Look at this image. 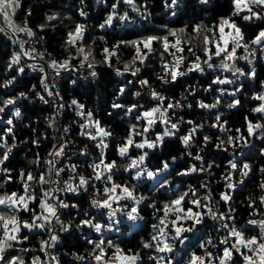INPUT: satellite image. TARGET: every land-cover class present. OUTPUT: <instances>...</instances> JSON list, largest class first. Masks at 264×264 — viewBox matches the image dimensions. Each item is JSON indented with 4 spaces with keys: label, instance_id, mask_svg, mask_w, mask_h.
<instances>
[{
    "label": "trees",
    "instance_id": "trees-1",
    "mask_svg": "<svg viewBox=\"0 0 264 264\" xmlns=\"http://www.w3.org/2000/svg\"><path fill=\"white\" fill-rule=\"evenodd\" d=\"M19 2L20 7L16 20L22 23L26 21L27 26L44 40L49 62L53 59L62 62L71 58L70 63L75 67V70H71V75L62 83L61 97L64 102V113L60 115L54 107L42 106L36 101L37 92L46 97L44 86L40 83L42 78H46V75L40 71L42 66L26 59L21 54L19 64L13 65L9 69L8 65L13 53H20V48L10 33L8 36L0 35V105L4 99L14 98L20 92L28 94V99L21 98L0 113V158L8 147H11L8 159L0 164V183L4 184V187L0 188V194L5 191L22 193L20 170H24L25 173L31 171L37 176L46 172L48 165L45 164V161L52 159L48 153L53 150V144L59 146L61 138L66 137L71 143V155H73L70 167L75 165L76 172L89 178L90 185L94 184L95 188L89 186L86 192L81 191L79 195L68 194L69 204H77L78 208L69 207L64 216V220L68 224L70 223L71 227L64 235L63 245L59 249L61 264H97L93 255H90L94 245L89 244L87 239L97 242L101 239L105 240V259L111 257L115 251V248L107 247L106 242L111 240L127 255L138 253L139 259L136 264H156L152 257L159 255H165L172 259L173 264H187L192 253L204 256L205 251L212 253V264H219L217 257L223 255V248L234 242V239L228 235V229L221 227V224L228 223L238 230L244 231L245 236L248 237L260 236V221H264V204H261L259 200L260 196L264 195V190L260 188L261 181H264V173L260 171L261 167H264V154H261V149H264V136L256 132L255 135L249 137L245 117L254 123L259 121L264 124V118L251 111L259 103L253 99V96L264 92V87L261 86V82L264 81V52L260 51V45L251 44V40L261 29H264V19L253 18L245 21L242 17L247 14L246 10L233 16V0H209L208 4H201L199 0H177L175 6L171 5V0H134L132 5L125 3L124 0H99V2L98 0H19ZM113 4L117 6L115 11L118 19H113L111 26L101 29L99 25L104 22L107 15L112 13L111 6ZM82 9L87 13L86 16L80 15ZM253 10L264 15V10L260 8L253 7ZM173 12L175 15L172 14ZM53 14H57V19L47 21L46 17ZM125 14H127V19L121 21L119 16ZM222 17L235 21L244 36L242 43L249 44L250 52L255 50L254 57L249 55L245 60L239 59V57L248 55V53L242 47L238 48L239 51L236 52L238 59L228 63H234L235 67L241 68L246 74L255 69L254 78H249L248 75L238 76V74V78L234 77L231 71H224L218 67L222 58L215 56L210 61L217 66L214 69H208L206 65H203L205 69L203 73L187 71L190 62L195 59L188 53L187 47L194 45L196 55L201 57L203 64V60L206 59L203 53V35H208L213 40V43L208 47L214 50V34L218 36L217 26ZM0 18L3 16L0 15ZM76 23H84L87 26L83 45L86 50L91 47L93 51L97 61L93 69H89L86 65L83 68L79 67L82 57L77 53L76 48L68 47L64 43L67 33L74 29ZM42 24L47 26L41 29L39 25ZM196 24H202L211 31L203 32L193 41V45L185 46L183 53L185 61L180 69L185 74L178 76L175 82L169 80L168 83H164L157 79L158 74L164 75V70L160 55L162 46L156 42L153 43L154 51L145 60V63L137 64L140 67V72L136 76H132L131 72L117 76L115 72L117 68L123 70L124 64L132 60L135 48L129 44H120L117 56L111 57L112 67L101 62L103 61L104 47L111 49L120 41L139 40L150 35H164L167 32L164 26L170 29L186 27V36L190 37L195 35L192 33V28ZM225 31L228 32L230 29L226 26ZM101 36L104 37L103 40L100 39ZM230 47L231 45H229ZM164 59L171 64L173 58L165 54ZM28 65H35V67ZM18 67H23L24 71L18 73L16 70ZM91 71H95L96 76H91ZM217 76L232 79L234 83L212 84V80ZM13 77L15 80L12 84L5 87V81ZM140 79H147L151 88L167 98L163 107L166 108L169 101L181 103L182 107L168 109L165 113V117L171 123H177L178 128L171 130L170 123L165 125L157 120L145 136H134V141L141 142L145 137L155 140L156 135L162 134L165 127L175 134L165 136L162 143L153 149L141 150L130 147L128 157L121 158L117 154V146L124 143L130 126L136 125V131L139 132L142 131L146 123V121L136 119L137 110L125 115L127 106L137 104L139 113H142L156 107L159 103L151 98L148 87H141L137 83ZM45 82L47 83V78ZM241 84L243 87L235 97L228 95V92L233 91ZM33 86H35L34 91L32 90ZM121 87L125 89L123 93H119ZM193 88L195 89L194 93L189 94ZM219 88L226 89L224 95L221 96L217 90ZM136 92H140V95L135 96ZM217 98L220 99V103L215 108L204 109L198 106L199 103L213 104ZM73 99L84 105L83 115H78L77 112L80 110L71 105ZM233 99H239L240 104L229 108L228 105ZM114 102L125 107L113 109L111 105ZM17 109L20 112L19 116L15 115ZM89 111L93 114L91 120H99L101 127L112 133L110 137L104 138L107 144V147L104 148V158L105 162L115 160L117 163V169L113 170V182L134 189L136 200H140L138 204L135 200L128 199L114 204L113 207L121 210L111 220L107 215V210L90 206L93 195L103 199V189L110 184L103 178L100 181L92 179L94 173L90 165L99 162L102 151L101 147H97L100 139L94 141L86 135H81L82 131L89 132L87 127ZM217 114L220 115V123L224 125L226 131L222 132L218 127L211 126L216 123ZM53 116L55 124L53 127H49L48 119ZM8 120H12L11 125L8 124ZM189 120L193 121V124H188ZM82 125L86 127L82 128ZM195 125H201V127L192 134L193 146L185 148L180 137L189 135V130ZM9 128H11V132H8ZM65 128L68 129L67 133L64 131ZM236 129H240V132L238 133ZM204 136L211 138L207 144L204 143ZM228 136H243L247 145L245 146L243 141H235L234 146H227V151L217 149L216 144L219 140H227ZM33 140H36L37 144H33ZM13 145L15 146L12 147ZM142 152H147V156L140 169H137L142 171L141 178L137 180L133 178L135 170L126 172L122 165ZM188 152H191L192 156H189ZM197 152L203 157V167L208 169V165L211 163V169L204 172L178 174L186 172L193 165L197 168L201 166V161L193 159ZM37 156L40 161L39 166L32 163ZM172 157L176 158L175 162ZM165 161L169 163V168L164 172H158L154 178L149 179L146 172L143 171V169H147L156 172ZM229 161L236 162L238 168L243 163H249L252 170L247 177H241L239 170L230 169ZM4 169L10 171L6 173ZM230 171L231 179L228 180L226 177ZM9 175L11 179L5 183ZM241 179H243L242 184L239 183ZM165 180L168 181L167 184L164 183ZM229 182L235 185L234 189L226 188V184ZM31 183L30 191L35 189L37 200L30 202L29 207L36 213H40L38 204L41 197L40 186L35 182ZM202 184L206 187H202ZM43 187L47 189L50 185ZM190 190H195V196ZM185 192L188 193L185 198L186 208L193 207L194 211L202 213H207L208 208H211L217 215L224 213L232 215L233 218L222 223L205 215L203 222L197 225L192 232L183 233L187 237L183 245L179 241L173 242L169 238V242L174 245L172 253H157L154 248H144L143 242L150 241L151 236L156 234L152 225L159 223V218L163 216L164 205ZM222 192L231 195L227 204L220 199ZM209 194L211 199L206 200L205 197ZM141 197L143 199H140ZM249 198L254 201L251 207H249ZM192 199H199L202 207L196 208L188 203ZM152 204L155 207H150ZM132 207L137 208V213L134 215H137L138 218L134 221L128 220L126 215ZM229 208L235 209V211L229 213ZM0 210L4 209L0 208ZM86 211L89 213V218L95 217L94 222L105 225L101 233H96L93 229L84 226L76 227L80 220L85 218ZM18 215L21 220L31 219V212L21 211ZM173 218L170 214L168 220ZM249 220H255L257 223L249 224ZM109 224L111 227H108ZM0 235H2V229H0ZM21 235H27L29 239L22 244L15 245L13 249L7 250L8 252L21 255L25 264H32L33 257H39L41 264H51L45 252L40 251V240L48 239L45 232L38 229L36 232L22 230ZM209 238H211L212 244H206L205 248H201L200 244L206 243ZM225 239L228 243L222 244L221 241ZM20 248H27L29 251L17 252ZM73 253L76 255L74 256ZM78 256H82L84 259H77ZM208 259L209 257L205 256L206 262ZM233 261L235 264H243V258L239 253L233 254Z\"/></svg>",
    "mask_w": 264,
    "mask_h": 264
},
{
    "label": "snow or ice",
    "instance_id": "snow-or-ice-1",
    "mask_svg": "<svg viewBox=\"0 0 264 264\" xmlns=\"http://www.w3.org/2000/svg\"><path fill=\"white\" fill-rule=\"evenodd\" d=\"M99 2V0H98ZM125 3L132 5L134 0H124ZM201 4H208L209 0H199ZM177 4V0H171V5L175 6ZM234 4V11L232 13L233 16L240 14L241 11L246 10L245 15H243V19L245 21L255 19H264V15H260L258 12L253 10V7L260 8L264 10V0H233ZM20 7L19 0H0V15L3 16L5 23L12 28L14 33H24L29 38L33 37L35 33L31 28L27 26V22L25 21L23 25H16L12 20V15L15 10ZM112 13L107 15L106 19L103 23L99 25L101 29L105 28V26H111L114 16H116V4L112 6ZM175 15V12L172 13ZM30 15V13H29ZM81 16H86L87 13L82 9L80 11ZM47 21H52L57 19V14H53L46 17ZM121 21H125L127 19V14L119 16ZM47 25L42 24L39 25L41 29L46 27ZM227 26L230 31L226 32L225 27ZM167 29L166 34L164 35H150L143 37L139 40H132V41H120L118 44L113 45L110 49L109 47H104L102 51L103 61L102 63L107 64L109 67H112L111 64V57L117 56V50L121 43L129 44L135 48V54L132 60L128 63L124 64L123 70L117 68L115 69L116 75L120 76L122 73L131 72L132 76H136L138 72H140V67L137 66L143 65L145 60L149 57V55L154 51L153 43H159L162 46L161 52V62L162 68L164 70V75H157V79L161 80L164 83H168L169 80L175 82L178 76H183L185 73L181 71V65L184 64L185 56L183 55L185 51V46L193 45V41L201 36L203 32L211 31L207 29L206 26L202 24H196L192 28V33L195 35L193 36H186L187 29L180 28V29H170L167 26H164ZM218 27V36H215V46L214 50L208 47L210 44L213 43V40L210 39L208 35H203L202 43H203V53L206 59L203 60V64L201 63V57L196 55L194 50V45L187 47V51L189 54L195 57L194 60L190 62V66L187 68V71H198L203 73L204 67L206 65L208 69H214L217 67L213 63H210L213 56L221 57V63L218 66L224 71H231L234 77L238 76H245L248 75L249 78H254L256 73L255 69H252L251 72L245 73L241 68L235 67L234 63L230 64L229 61H235L238 59L236 52L238 48H243L248 55L243 57H239V59H248V56L251 55L254 57L255 50L249 51V44L242 43L244 41V36L241 29L236 25L235 21H232L231 18H224L220 19V23ZM4 29L0 28V31ZM87 30V26L84 23H76L74 29L70 30L67 33L65 39V45L68 47L76 48L77 53L82 57L80 61L79 67L83 68L85 65L89 69H93L94 65L97 63L95 56L91 47L87 50L83 45L84 35ZM171 37V39H170ZM101 40L104 39L103 36L100 37ZM93 43H95L93 41ZM25 41H19L20 53H13L11 57V62L8 65V68L11 69L13 65H18L20 61V55L23 54L24 56L28 57L29 59H35L38 55L40 59H43V53H38L35 48L26 50L24 47ZM252 45H260V51L264 52V29L255 36L254 39L251 40ZM229 45L231 47L229 48ZM165 54L170 55L173 59L171 64L167 62L164 57ZM70 59H65L62 62H57L56 60H51L49 63V67L54 70L56 75L60 74V70L63 69L65 71L71 69L75 70V67L71 65ZM250 62V61H249ZM29 67H35V65H28ZM18 73H22L24 71L23 67H18ZM40 71L43 72L44 69L41 67ZM238 74V76H237ZM91 76H96L95 71L90 72ZM46 78H42L40 83L44 86L45 91L49 96H53L54 93L49 90V86L45 82ZM15 77L10 80H6L4 86L7 87L8 85L12 84ZM75 83V82H74ZM132 83V81H129ZM141 87H148L149 88V95L155 101H158V105L156 107H152L150 110H145L142 113H139V106L137 104H132L127 106L125 115L132 113L134 110H137L138 114L136 119L146 121L145 125L142 128V131H136V125L130 126V131L125 138L123 144L117 146V154L121 158L128 157L129 148L135 147L137 149H153L158 147L165 136H171L175 133L171 130H176L178 128L177 123H171L166 117L165 113L168 109H174L178 107H182L179 101L168 102L167 107H163L164 102L166 101V97L158 93L155 89L151 88L149 85V81L147 79H140L137 81ZM234 81L232 79H228L226 77L221 78L217 76L215 79L212 80V84L217 85H228L233 84ZM261 86L264 87V81L261 82ZM54 87V85H53ZM243 85L241 84L239 87H236L233 91L228 92V95L235 97L236 93L241 91ZM33 91L35 90V86H33ZM207 91V89H205ZM221 96L224 95L226 89L219 88L217 89ZM125 89L121 87L119 89V93H123ZM195 89H192V92L189 94L194 93ZM39 96L40 100L44 103H48L47 100L44 99V96L40 95L38 92L36 93ZM55 95L59 96V93H55ZM135 96H139L140 92L134 93ZM28 99V94L25 92H20L18 96L12 98L4 99L2 105H0V113L5 111L10 105H14L17 100L19 99ZM253 99L259 101L258 105L252 108L253 113H258L262 118H264V92H259L253 96ZM220 103V99L217 98L215 103L213 104H205L199 103L200 108L204 109H212L215 108L217 104ZM240 104L239 99H233V101L228 105L229 108L236 107ZM71 105L75 106L76 109L80 110L77 112L78 115H83L84 105L80 104L76 99L71 101ZM60 108H63L64 105H59ZM111 107L113 109H120L124 108L125 106L114 102ZM158 114V115H157ZM15 115L19 116L20 112L19 109L15 111ZM92 113L89 111L87 116L89 117V125L94 127L95 132H88L82 131L81 135H86L88 138L92 140H96L97 137L100 138L97 147L106 148L107 144L105 143L104 138L110 137L112 135L111 132L107 131L104 127H101V122L99 120H95L94 122L91 120ZM157 119H159L160 123L168 125L170 123V128L165 127V130L162 134H157L155 140H149L146 137L141 142H135L134 136H145L146 133L149 132V129L156 124ZM216 123L212 124L213 128H219L220 131H226L224 125L220 123L221 117L219 114L215 117ZM247 121V135L252 137L259 132L261 136H264V124L260 123L259 121L253 122L245 117ZM188 124H193V121H187ZM226 123V122H225ZM8 124H12V120H8ZM55 124V117H50L48 119V126L53 127ZM85 128V125L81 126ZM201 127V125H195L193 128L189 130V135H184L180 137L181 143L185 146V148H191L192 145V134L195 133L196 129ZM11 128L8 129V132H11ZM65 133H67L68 129H64ZM239 133L240 129H236ZM209 136H204V143L207 144L210 141ZM235 141H243L244 145H247V141L243 136H228L227 140H219L216 144V148L227 151V146H234ZM33 144H37L36 140H33ZM6 146V141H5ZM13 145L12 147H14ZM65 144H53V150L48 153L49 157L52 159H48L45 161V164L48 165L46 172L40 173L38 176L34 175L31 171L25 173L24 170H20L19 177L23 186V192L17 193L15 191L9 193L5 191L3 194H0V208L4 210H0V229H2V235H0V264H25L24 258L19 254H13L12 252H8L7 250L13 249L15 245H19L24 243L29 239L27 235H21L22 230H27L28 232H33V230L39 229L43 231H47L49 233L48 240H40V251L45 252L47 255L46 248H51L53 244L58 240V236L53 234V229L56 225L60 226V231L67 232L71 227V224H64V222L60 219V215L58 214L59 209H67L69 207L78 208L77 204L69 205L65 200L59 199L54 194L57 192H64V193H71L73 195H79L81 191L86 192L89 186L95 188L94 184L90 185V179L86 178L83 175L77 176L73 175L70 176L67 181H64V186L61 188L58 185L61 183L60 176L61 173L64 171L63 168L56 167V157H60L64 154ZM11 151V147H8L7 151H5L0 158V164H3L5 160L8 159V153ZM83 154V153H81ZM261 154H264V149H261ZM189 156H192L191 152H188ZM147 156V152H142L139 156L135 158H130L129 162L122 165L124 170L127 172L129 170H135L134 179L139 180L142 176V171L137 170L140 169L141 165H143L145 161V157ZM175 157H172L173 162H175ZM193 159L201 161V166L197 168L195 165L191 166L187 169L184 173L178 174H188V173H196V172H204L208 169H211L212 164L208 165V169L203 167V157L196 153ZM32 163L39 166V157L37 156L36 160L32 161ZM230 169L231 170H239L241 177H247L248 174L251 172V165L249 163H243L242 166H239L234 161H229ZM93 169L94 176L92 179L96 181L103 180L106 181L110 186H105L103 189V199L96 198L94 194L90 200V206L96 209H105L107 210V215L111 220L113 217L116 216L117 212L121 209L113 207L114 204H119L121 200L128 199V200H135L136 203H140V200H136L134 189H130L126 185H120L113 182V175L114 169H117V163L115 160L110 162H105L104 153L101 152V156L98 163H93L90 165ZM169 168L168 162H163L162 167L159 168L156 172L143 169L146 172V175L149 179L154 178L158 172H164ZM7 173L10 170L4 169ZM260 171L264 173V167H261ZM70 172L75 174L76 173V166L72 165L70 167ZM54 177V178H53ZM11 179L9 175L5 183ZM226 179H231V171L228 174ZM35 182L37 185L40 186L41 197L38 201L40 213H36L33 209L29 207L30 202H34L37 200L35 195V189L32 188V183ZM165 184L168 183L167 180L164 181ZM239 183H243V179L239 181ZM44 185H50L47 189H45ZM51 185H57L56 187H52ZM163 186V185H161ZM202 187H206V185H201ZM4 184L0 183V188H3ZM226 188L234 189L235 185L231 182L226 184ZM260 188L264 190V181H261ZM98 191V190H97ZM192 195L195 196V190H190ZM188 196V193L185 192L175 199H172L170 203L165 204L162 211L163 216L159 218L158 224H153L152 228L154 229L155 233L151 236V240L148 242H143L144 248H154L157 253H172L174 245L173 243L169 242V238L171 241H179L181 245L184 244V241L187 239L183 235V233L192 232L197 225L203 222L204 216L209 215L213 220L225 221L230 219V215H226L224 213H220L217 215L211 208H208L207 213H202L200 211H194L193 207H185V198ZM140 199H143L141 197ZM206 200H210V194L205 197ZM220 199L227 204L231 199L230 193L222 192L220 194ZM260 203L264 204V195L260 196L259 198ZM196 208L202 207L201 201L199 199H192L188 201ZM254 201L249 198V207L252 206ZM150 207H155L154 204L150 205ZM204 207H207L204 205ZM31 212V219L30 220H21L19 217V212ZM159 211V209H158ZM235 209L229 208V213L234 212ZM137 208L132 207L130 212H127V219L128 220H136L138 218L137 215ZM170 214L174 217L171 220H168ZM85 218L80 220V223L76 225L77 228H81L82 226L88 227L93 229L96 233H101L102 229L105 225H102L99 222H94L95 217L89 218V213L86 211L84 213ZM190 222V223H189ZM249 224L255 225L257 222L255 220H249ZM170 225V227H169ZM108 227H111L109 224ZM221 227L224 229H228L229 237L234 239V242L227 247L223 248V255L217 257L219 260V264H235L233 261V254L239 253L240 256L243 258V264H264V221H260V228L261 234L260 236H245L244 231L238 230L236 227L228 224L223 223ZM87 239V238H86ZM89 244H93L94 248L90 255H93V259L97 262V264H136L139 259V254L127 255L124 251L118 246L114 245L111 240H108L107 247L108 248H115V251L112 253V256L108 259H105V240L101 239L98 242L93 241L91 239H87ZM154 242V243H153ZM222 244H227V239L221 241ZM206 244L211 245L212 240L209 238L206 243L202 242L200 244L201 248H205ZM98 250V251H97ZM246 250V251H244ZM29 249L27 248H20L17 252H28ZM7 253V254H6ZM75 256L76 254L73 253ZM205 256L209 257L208 261L206 262ZM212 253L205 251L204 256L196 255L192 253L190 256L189 261L187 264H212ZM77 259L83 260L84 257L78 256ZM52 260H55L56 257H51ZM156 261V264H173L172 259L167 258L165 255H159L156 257H152ZM32 264H41L39 257H33Z\"/></svg>",
    "mask_w": 264,
    "mask_h": 264
},
{
    "label": "built area",
    "instance_id": "built-area-1",
    "mask_svg": "<svg viewBox=\"0 0 264 264\" xmlns=\"http://www.w3.org/2000/svg\"><path fill=\"white\" fill-rule=\"evenodd\" d=\"M17 22H18V25L24 24V23L19 22V21H17ZM11 35L14 38L15 42L18 44V46H19V41H25L24 47L26 50L35 48L38 53H43V59H40L38 55L36 56L35 59H29L28 57L23 55L26 59L31 60L32 62H35V63H37L43 67V69H44L43 73L46 75V78H47L46 84L49 86V90L54 93L53 96H49L47 94V91H45L46 97H44V99L47 100L48 103H44L42 100H40L39 96H37L36 101H38V103L41 104L42 106L54 107L59 112L60 115H63L64 107L63 108L59 107V105H64V102H63L62 97H61V86H62L63 81L71 75V69H69L67 71L61 69L60 74L56 75L54 70L49 67L50 62L48 60V53L46 50L44 40L39 38L36 34L31 38H29L24 33H14L13 32ZM53 85H54V87H53ZM55 93H59V96L55 95ZM98 139H100V138L97 137V139L94 141H97ZM62 143L66 145L65 149H64V154L60 157L55 158L56 167L64 169V171L61 173V176H60L61 183L58 185L61 188L64 186L63 182L67 181L70 176H73V175L77 176V180L75 182H78V176H79V174L77 172L75 174L70 172V165H71V161H72V157H73V155H71V147H70L71 143L68 142V140L64 136L61 138V144ZM101 151L103 153H105L104 148H101ZM56 186L57 185H52V187H56ZM68 194L69 193L57 192L54 195L56 197H58L59 199L65 200L69 204ZM68 209L69 208H67V209L61 208V209H59V212H58V214L60 215V219L64 222V224H68L64 220L65 213ZM230 217L231 218L229 220H231L233 218L232 215H230ZM220 222L223 223L224 221H220ZM40 231L45 232L48 235V239H49V233L47 231H43V230H40ZM67 232L60 231L59 225H56L54 227L53 234L58 236V240L53 244V246L51 248H46L47 256H48L49 260L51 261V264H61L59 249L63 245L64 235ZM53 256L56 257L55 260L51 259V257H53Z\"/></svg>",
    "mask_w": 264,
    "mask_h": 264
},
{
    "label": "crops",
    "instance_id": "crops-1",
    "mask_svg": "<svg viewBox=\"0 0 264 264\" xmlns=\"http://www.w3.org/2000/svg\"><path fill=\"white\" fill-rule=\"evenodd\" d=\"M18 11H19V7L15 10V12L13 13V15H12V20H13V22H15V21H17L16 20V15H17V13H18ZM16 24V23H15ZM5 25H7L6 23H5V21H4V19L3 18H0V26H2V27H0V28H2V29H4L3 31H0V35H3V36H8V33H9V29H10V27L8 28V27H5Z\"/></svg>",
    "mask_w": 264,
    "mask_h": 264
},
{
    "label": "rangeland",
    "instance_id": "rangeland-1",
    "mask_svg": "<svg viewBox=\"0 0 264 264\" xmlns=\"http://www.w3.org/2000/svg\"><path fill=\"white\" fill-rule=\"evenodd\" d=\"M114 19H118V17L116 16V17H114ZM14 23H16V25H18V22L17 21H15ZM0 27H2V26H0ZM5 27H8L7 25H5ZM9 28V27H8ZM9 33L10 34H12L13 33V30H12V28H10V31H9ZM239 51V49H237V52ZM158 115V114H157ZM157 120H159V119H157ZM92 121L94 122L95 120L94 119H92ZM89 125V122L87 123V127H88V130H89V132H93V127H91V126H88ZM99 138V137H98ZM37 231V229L36 230H33V232H36Z\"/></svg>",
    "mask_w": 264,
    "mask_h": 264
}]
</instances>
